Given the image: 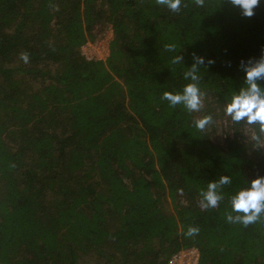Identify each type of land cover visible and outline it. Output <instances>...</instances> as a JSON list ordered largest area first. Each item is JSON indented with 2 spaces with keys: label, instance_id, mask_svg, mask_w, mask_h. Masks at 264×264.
<instances>
[{
  "label": "trees",
  "instance_id": "16d2710c",
  "mask_svg": "<svg viewBox=\"0 0 264 264\" xmlns=\"http://www.w3.org/2000/svg\"><path fill=\"white\" fill-rule=\"evenodd\" d=\"M108 28V58L86 59ZM193 52L204 95L189 112L161 95L189 82ZM262 54L264 0L251 17L230 0H0V264H169L193 247L198 264H264V224L225 220L264 175L257 129L224 114L241 61ZM221 175L225 199L201 209Z\"/></svg>",
  "mask_w": 264,
  "mask_h": 264
},
{
  "label": "clouds",
  "instance_id": "9594fccd",
  "mask_svg": "<svg viewBox=\"0 0 264 264\" xmlns=\"http://www.w3.org/2000/svg\"><path fill=\"white\" fill-rule=\"evenodd\" d=\"M261 0H230L234 7L241 10L245 17L254 15V9ZM157 3L165 6L172 12H178L183 0H157ZM204 0H195L196 6H203ZM167 51H175V44L165 45ZM193 63L187 66V71L183 72V79L189 81L184 84L179 92L164 91L162 100H166L170 107L182 105L189 112L199 111L202 107L203 93L199 88L200 76L198 68L205 64V57L192 53ZM20 59L28 63L27 53H21ZM183 61L182 55H175L173 64ZM211 61V60H209ZM208 61V62H209ZM243 75V86L240 87L224 105V114L233 123H245L254 126L257 134L252 137L258 145H264V54L259 59L249 58L241 61ZM212 122L211 115H205L195 120L197 129L203 130L206 125ZM232 178L228 175H221L216 180L207 183L205 189H201L199 196V206L201 209L216 208L225 199L222 186L230 185ZM230 210L225 213V220L228 223H239L244 227L259 226L264 224V175H257L249 179L245 185L238 187L228 196ZM200 229L196 226H189L185 236L194 237Z\"/></svg>",
  "mask_w": 264,
  "mask_h": 264
},
{
  "label": "built area",
  "instance_id": "2783aa9c",
  "mask_svg": "<svg viewBox=\"0 0 264 264\" xmlns=\"http://www.w3.org/2000/svg\"><path fill=\"white\" fill-rule=\"evenodd\" d=\"M99 43L97 42H88L86 44H84L81 47V54L89 60L92 59H99V60H106L109 56L110 50L107 54V57L105 58H101V56L95 52L94 55H90L88 54V52L92 51L94 46L98 47ZM97 54V55H96ZM199 261V252L196 248H188V249H184L179 251L178 253H175L171 256V258L169 259V264H198Z\"/></svg>",
  "mask_w": 264,
  "mask_h": 264
},
{
  "label": "rangeland",
  "instance_id": "374dc122",
  "mask_svg": "<svg viewBox=\"0 0 264 264\" xmlns=\"http://www.w3.org/2000/svg\"><path fill=\"white\" fill-rule=\"evenodd\" d=\"M111 38H112V32L108 28L105 32L102 33V35H100L95 40V42L99 43V45H98V47L94 46L93 50L88 52L89 56L94 55L93 52L96 51V53H98L101 56V58L107 57V54L110 50L109 42H110ZM221 126L222 125H219V127H221Z\"/></svg>",
  "mask_w": 264,
  "mask_h": 264
}]
</instances>
